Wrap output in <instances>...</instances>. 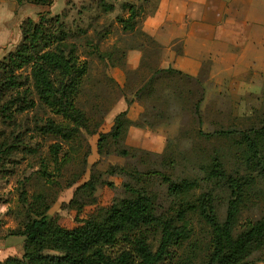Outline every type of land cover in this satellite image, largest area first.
Listing matches in <instances>:
<instances>
[{
    "label": "rangeland",
    "instance_id": "rangeland-1",
    "mask_svg": "<svg viewBox=\"0 0 264 264\" xmlns=\"http://www.w3.org/2000/svg\"><path fill=\"white\" fill-rule=\"evenodd\" d=\"M204 2L53 0L50 7L28 1L18 5L14 0H0V61L22 43L27 20L37 22L40 13L50 10V18H58L57 27L67 33V42L76 45L79 57L91 64V80L79 100L87 111H90L87 103L96 101L105 115L120 102L122 94L127 99L121 109L129 108L137 89L158 69L173 68L194 78L190 81L178 76H163L153 85L155 91L150 97L138 100L144 108L143 119L147 116L154 123L148 130L165 136L161 154L152 151L160 150L162 144L151 135L132 134L128 144L130 141L133 145H128L126 139L117 146L111 144L106 150L109 155L97 154L96 143L93 140L90 144V136L88 139L85 136L75 143L79 152L71 154L73 159L62 165L58 174L52 163L50 147L61 141L53 136H42L38 128L49 119L61 122V118L53 115L37 96L34 95V110L17 115L14 123L0 121L1 261L23 254L24 238L10 237L9 234L20 229L25 220L26 210L19 200L22 190L29 196L37 192L49 193L47 181L39 175L43 166H47L50 175L60 183V186H52L50 199L54 203L47 216L67 229L84 226L98 209L112 208L117 200L126 196L123 183L129 179L124 174L109 175L107 171L111 167L141 171L155 168L165 170L173 178L190 175L202 180L205 173L201 169L208 168L218 157L229 171L236 168L242 171L238 153L242 149L239 150L233 140L205 138L202 134L212 135L217 130L230 128L256 131L264 127V0ZM192 31L194 35L190 34ZM162 38H166L164 43H161ZM114 49L126 67L114 68L109 60L103 61V55ZM131 52L135 53V58L133 56L130 61ZM26 71L30 72L25 70L24 73ZM105 77L114 80L120 88ZM200 97L202 102L197 116L195 105ZM152 106L161 113L160 121L153 119ZM119 108L117 106V111ZM94 113V121L98 122L99 109ZM106 118L101 125L107 123L104 130H109L111 120L105 121ZM88 141L93 145V149L90 147L94 154L88 150ZM63 147L61 156L69 149L66 144ZM120 148L134 149L131 151L135 156L117 155L116 150ZM87 152L85 165L81 157ZM92 173L100 174L104 182L95 192L96 203L72 206L76 190L90 179ZM74 175L81 176L76 184L67 188L66 182L73 180ZM156 181L159 183L161 179ZM155 189L160 202L167 204L166 186L156 185ZM253 192L247 195L240 227L249 219L264 216L263 179L253 184ZM83 201L87 202L88 198ZM217 204L218 215L223 220L227 215V195L224 192H218ZM192 225V241L202 247L209 239L207 226L197 216L192 217ZM152 244L156 246V242ZM175 251L176 254L182 253V250ZM253 258L257 261L255 264H264L259 262L262 260L260 255ZM165 264H175V261L171 259Z\"/></svg>",
    "mask_w": 264,
    "mask_h": 264
},
{
    "label": "trees",
    "instance_id": "trees-1",
    "mask_svg": "<svg viewBox=\"0 0 264 264\" xmlns=\"http://www.w3.org/2000/svg\"><path fill=\"white\" fill-rule=\"evenodd\" d=\"M14 1L18 5L28 1L50 7L53 3V0ZM50 16L48 10L39 14L37 22L28 19L23 27L22 43L0 61V121L14 123L17 115L34 110V95L37 96L53 115L61 118V122L49 119L38 128L42 136H53L61 141L50 147L52 163L60 174L61 166L73 159L71 154L79 152L75 143L85 136L87 139L91 137L109 109L103 115L101 105L96 101L87 103L92 113L83 108L79 100L91 80V64L79 57L76 45L67 42V33L57 27L58 18ZM117 52L114 49L106 53L103 61L109 60L114 68L126 67ZM25 70L30 72L24 73ZM163 76L194 81L179 70L158 69L137 89L133 101L150 97L155 91L153 85ZM105 79L118 86L111 78ZM125 97L122 94V98ZM201 102L202 97L195 105L197 116ZM97 109L100 114L98 122L94 121L96 113L93 115ZM150 110L154 112L153 119L160 121L161 113L153 106ZM143 114L136 123L127 118V112L118 115L114 130L100 137L98 153L109 155L106 150L111 144L117 146L125 141L132 125L147 129L154 125L147 116L143 119ZM202 135L233 140L238 149H242L238 152L242 171L238 168L229 171L218 157L208 168L201 169L205 173L202 180L190 175L173 178L165 170L155 168L141 171L111 167L107 171L109 175L124 174L129 179L123 183L126 196L117 200L112 208L98 209L84 226L73 229L62 227L47 216L54 203L50 199L52 186H60V183L50 175L47 166H43L39 175L47 181L49 193L37 192L29 196L22 190L19 200L26 210L25 220L20 229L9 234L10 237L24 238L23 254L10 256L0 264H165L171 259L175 264H255L257 261L253 256L257 254L262 258L259 262L264 263V216L249 219L239 226L247 195L254 193L253 184L258 179L264 180V127L256 131L222 129L212 135ZM64 144L69 149L61 156ZM87 144L90 151L89 141ZM131 150L134 149L120 148L116 154L133 158L135 155ZM87 154L81 157L85 165ZM81 175L68 179L66 187L76 184ZM158 179H161L159 183ZM160 184L166 186L167 204L160 202L155 189ZM102 185L101 175L92 173L90 179L76 190L72 206L95 204V192ZM220 191L227 195V215L223 220L217 212ZM85 197L87 202L83 201ZM193 216L200 218L209 231V239L202 247L192 241ZM177 249L182 253L176 254Z\"/></svg>",
    "mask_w": 264,
    "mask_h": 264
},
{
    "label": "crops",
    "instance_id": "crops-1",
    "mask_svg": "<svg viewBox=\"0 0 264 264\" xmlns=\"http://www.w3.org/2000/svg\"><path fill=\"white\" fill-rule=\"evenodd\" d=\"M208 0H205V2H207ZM204 2V3H205ZM164 3H165V1H164ZM163 3V4H164ZM202 18H200V19H198V20H201ZM187 24H189V26L190 27H194V25L192 24V23H188L187 22ZM186 23H185V28H186V30H187V27H188V25H187ZM151 32V31H150ZM201 33L202 34H204V31H201ZM190 34L191 35H194L195 33L192 31V32H190ZM197 34V33H196ZM158 35V34H157ZM198 35V34H197ZM165 39L166 38H162L161 39V43H164V41H165ZM187 51L188 52H190V50H189V48H187ZM201 52H204V51H201ZM208 52H210V51H208ZM133 56H134V58H135V53L134 52H131V54L129 55V59H130V61L131 60H133L132 58H133ZM130 61H129V63H130ZM119 76V75H118ZM125 101H126V99L125 98H120V102L114 107V108H112V110L107 114V118L105 119V121H109V120H111V121H109L110 123H111V128L108 130V129H106V130H104V125H106L105 124V122L98 128V130L90 137V144H92V141L94 142V143H96V146H95V151H96V153L98 154V142H99V139H100V137L102 136V135H106V134H109V133H111L113 130H114V128H115V126H116V118H117V116L118 115H120L121 113H123V112H127V118L130 120V121H132V122H138V121H140V119H141V116H142V114L144 113V108H143V106L141 105V103L139 102V101H137V100H134L133 101V97H132V99H131V105L129 106V108H127V106H126V108L125 109H121V107L123 106V105H125ZM117 106H118V108H119V110L117 111ZM97 132H98V134H97ZM160 133V134H159ZM159 133H154V132H152V130H148L147 128H143V127H138V126H135V125H132L129 129H128V132H127V135H126V140H127V144H128V139H129V137H131V135L133 134H140V135H143V136H149V135H151V137H153V138H157L158 139V141H160L161 142V146H160V150H152L153 152H156L157 154L158 153H160L161 154V152L163 151V149H164V145H165V136L164 135H162V133L161 132H159ZM146 134V135H145ZM152 134H154V135H152ZM155 134H156V136H155ZM158 135V136H157ZM95 138V139H94ZM128 145H133V144H130V141H129V144ZM91 147H92V149H93V145H90ZM91 147H90V152H93V154H94V151H92V149H91ZM97 147V148H96ZM137 147V146H136ZM10 238V237H9ZM1 261V260H0Z\"/></svg>",
    "mask_w": 264,
    "mask_h": 264
}]
</instances>
